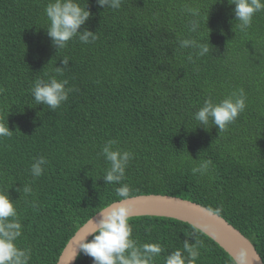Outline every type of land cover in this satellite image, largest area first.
I'll return each instance as SVG.
<instances>
[{
  "label": "trees",
  "instance_id": "16d2710c",
  "mask_svg": "<svg viewBox=\"0 0 264 264\" xmlns=\"http://www.w3.org/2000/svg\"><path fill=\"white\" fill-rule=\"evenodd\" d=\"M49 2L0 0V123L12 131L0 137V190L14 202L22 224L16 243L31 250L29 264H55L79 226L120 199L119 185L105 184L109 165L98 155L110 139L133 153L123 181L130 196L205 206L246 236L264 264V11L241 31L228 0H121L119 9L78 0L91 13L79 31L98 39L73 38L57 50L47 35ZM183 39L208 44L209 52L197 57L180 47ZM65 57L69 65L58 75ZM49 75L75 89L57 110L31 94L36 79ZM238 89L246 108L226 131L199 126L194 114L206 99L218 103ZM40 156L48 163L33 178ZM209 159L207 174L192 173ZM129 223L138 243L165 249L155 264L185 240L202 242L196 264H235L188 223L157 216ZM74 264L93 261L80 251Z\"/></svg>",
  "mask_w": 264,
  "mask_h": 264
},
{
  "label": "clouds",
  "instance_id": "9594fccd",
  "mask_svg": "<svg viewBox=\"0 0 264 264\" xmlns=\"http://www.w3.org/2000/svg\"><path fill=\"white\" fill-rule=\"evenodd\" d=\"M102 8L119 9L121 0H96ZM235 5L233 9L235 20L241 31L251 27L254 14L264 11V0H228ZM45 15L49 21L47 35L51 38L56 49L66 47L73 38H78L82 43H93L98 39L96 33L85 29L79 31L82 25L89 20L91 13L87 7H82L78 0H50L45 7ZM198 23L193 21L191 31H196ZM181 48H193L197 57H203L209 52L208 44L199 43L196 40L183 39ZM189 60L193 58L190 55ZM63 67H55L58 75H63V70L68 67L69 59H62ZM68 80H59L56 75H49L48 79H36L31 87V94L37 105H47L52 110H57L68 100L69 93L75 89L66 87ZM246 108V96L243 89L232 91L218 103H214L209 97L203 106L194 114V119L199 126L205 129L209 124L217 126L218 132H224ZM12 131L8 124L0 123V137H9ZM116 140H108L98 155H102L108 163L102 178L105 184L119 185L115 187V193L119 201L105 207L98 212V218L92 217L89 223L93 225L82 240L78 242V248L84 254L92 258L93 264H155L165 249L159 243H138L132 238L133 228L129 223L131 218V206L126 201L130 200V186L123 183L126 178V168L133 159V153L128 150L114 148ZM48 160L40 156L34 160L29 169L33 178L44 174V166ZM212 161L205 160L197 167L192 168V173L201 176L210 170ZM20 191L21 189H17ZM24 194H31L32 188L24 185ZM193 229L196 226L193 225ZM22 235V224L18 219V213L14 202L10 199L7 190H0V264H29L31 250L17 246L16 241ZM88 236H92L89 241ZM202 242L195 240L194 244L187 240L183 242V250L177 248L164 256L163 264H196L199 259V247ZM76 252L71 256L68 264L76 257ZM240 260L245 261L244 253L240 254Z\"/></svg>",
  "mask_w": 264,
  "mask_h": 264
},
{
  "label": "water",
  "instance_id": "95a60500",
  "mask_svg": "<svg viewBox=\"0 0 264 264\" xmlns=\"http://www.w3.org/2000/svg\"><path fill=\"white\" fill-rule=\"evenodd\" d=\"M115 202L117 201L107 206ZM126 203L131 206V217L157 216L176 219L192 226L195 225L196 229L217 243L233 259L235 264H263L253 243L224 218L205 206L191 200L161 194L130 196V200L126 201ZM104 208L97 211L79 226L62 248L55 264H68L71 256L76 252V257L70 264L75 263L80 252L78 242L93 228L89 220L92 217L98 218L97 213ZM241 253L245 255L244 262L240 260Z\"/></svg>",
  "mask_w": 264,
  "mask_h": 264
}]
</instances>
